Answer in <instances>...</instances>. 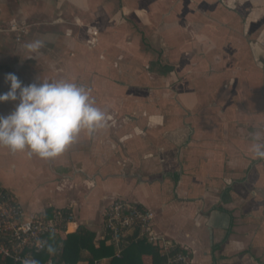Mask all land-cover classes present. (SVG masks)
Segmentation results:
<instances>
[{"label": "crops", "instance_id": "obj_1", "mask_svg": "<svg viewBox=\"0 0 264 264\" xmlns=\"http://www.w3.org/2000/svg\"><path fill=\"white\" fill-rule=\"evenodd\" d=\"M9 73L74 81L111 117L55 158L0 147V190L24 220L71 215L53 242L81 226L97 248L121 200L189 264H264V159L248 135L264 131V0H0V93Z\"/></svg>", "mask_w": 264, "mask_h": 264}, {"label": "clouds", "instance_id": "obj_2", "mask_svg": "<svg viewBox=\"0 0 264 264\" xmlns=\"http://www.w3.org/2000/svg\"><path fill=\"white\" fill-rule=\"evenodd\" d=\"M45 41L27 42L24 49L37 54ZM31 58V57H29ZM7 92L0 103L17 102L8 115H0V147L31 158L51 159L63 154L82 132L92 135L107 126L111 117L98 107L90 90L74 81L44 80L24 85L13 73L5 76ZM252 153L264 159V131L249 132ZM23 264H37L26 259Z\"/></svg>", "mask_w": 264, "mask_h": 264}, {"label": "built area", "instance_id": "obj_3", "mask_svg": "<svg viewBox=\"0 0 264 264\" xmlns=\"http://www.w3.org/2000/svg\"><path fill=\"white\" fill-rule=\"evenodd\" d=\"M72 221L69 213L55 212L50 218L38 216L24 220L14 196L0 190V257L14 264H23L26 259L37 264H65L48 259L39 262L37 257L45 250L46 238L61 232ZM103 241L113 248V256L119 259L123 251L139 241L158 247L166 255V264H189V256L174 252V245L154 230V215L136 204L116 200L110 203L103 214Z\"/></svg>", "mask_w": 264, "mask_h": 264}, {"label": "trees", "instance_id": "obj_4", "mask_svg": "<svg viewBox=\"0 0 264 264\" xmlns=\"http://www.w3.org/2000/svg\"><path fill=\"white\" fill-rule=\"evenodd\" d=\"M52 235L46 238L45 250L37 257L39 262H45L48 259L63 262L65 264H77L86 262L87 264H96L102 259L109 258V264H166L167 257L158 247H154L146 242L139 241L131 243L122 253L119 259L113 256L112 247L106 246L104 241H100L98 247L94 245V234L87 229L79 226L75 233L66 236L64 239H57L53 242ZM61 244L59 252L56 248ZM174 249V252H177ZM87 256H84V254ZM149 258L148 262L144 258ZM0 264H14L11 260L0 257Z\"/></svg>", "mask_w": 264, "mask_h": 264}]
</instances>
